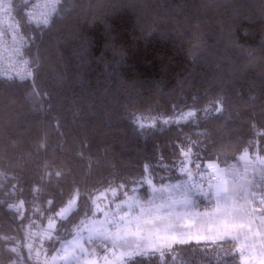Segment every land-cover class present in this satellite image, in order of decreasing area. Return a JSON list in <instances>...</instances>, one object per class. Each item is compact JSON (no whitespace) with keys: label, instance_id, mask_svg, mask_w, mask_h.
<instances>
[{"label":"trees","instance_id":"obj_1","mask_svg":"<svg viewBox=\"0 0 264 264\" xmlns=\"http://www.w3.org/2000/svg\"><path fill=\"white\" fill-rule=\"evenodd\" d=\"M62 5L30 40L35 82L0 79V264H47L76 231L58 217L50 229L52 210L77 191L76 223L94 210L84 194L185 178L177 157L188 144L195 175L245 150L264 156V0ZM189 111L196 115L181 118ZM149 190L142 183L140 194ZM38 231L46 241L32 261ZM133 264H240V256L234 241L186 243Z\"/></svg>","mask_w":264,"mask_h":264},{"label":"snow or ice","instance_id":"obj_2","mask_svg":"<svg viewBox=\"0 0 264 264\" xmlns=\"http://www.w3.org/2000/svg\"><path fill=\"white\" fill-rule=\"evenodd\" d=\"M42 8L44 11L40 12L39 23L49 27L54 22L53 15L58 10H63V5L61 0H44ZM24 65L26 68L27 61L24 62ZM32 75L33 73L30 70L23 75L17 73L21 80L30 78ZM216 103L219 104V101ZM214 110L219 111L218 108ZM195 115V112L189 111L183 114L181 118H190ZM168 122V120L164 121V123ZM138 126L140 128L145 127L144 124ZM151 126L154 125H149V127ZM193 147V144H188L178 149L179 170L184 172L188 179L175 185L161 184L159 187L153 184L152 180H146L152 191V196L146 204H141L139 200L129 198L116 204L114 211H106L96 202L105 196L104 193H101L95 199L84 194V202L91 199L96 210L91 212V216L94 217L96 212H101L104 218L101 220L91 219L90 214L85 212L84 219L76 223L75 219H70V217L79 214L73 207L74 203L81 198V194L77 191L67 201L66 206H62L59 211L53 209L55 216L49 220L50 229L55 227V217H58L61 221L74 224L76 228L73 239L68 241L66 246L61 249L64 264H80L88 251L85 245L94 246L97 242L106 252L111 253L112 259L105 255V264H133L137 257L151 260L157 254L160 258H163L166 249L172 243L184 244L189 242L187 238L191 233L184 229L190 227V225H181L180 221L192 218L189 209L194 206V196L197 193L214 201L213 211L217 214L216 219L222 235L227 236L233 230L243 231L248 229L250 231L249 226L258 212V209L253 206L256 193L252 191V188L258 187L254 178L249 180L234 169L231 171L226 168L221 169L218 164L209 162V168H216L214 173L216 182L209 184V190L205 191L201 184L193 182L192 173L187 167V165L193 164L197 169L200 168V164L191 159ZM246 156L247 151L245 150V154L241 159ZM197 160H199V157H197ZM161 165H163L162 161ZM147 168L148 166L145 165L146 170ZM261 179L264 181V173L261 174ZM121 187L123 186L121 185ZM112 192L115 194L116 189H112ZM174 192H178V195H173ZM157 200L160 202L157 203ZM259 203L264 206V196H261ZM134 210L135 214H133ZM259 211L264 213V208ZM205 215L208 216L209 214L205 213ZM262 227H264V224H262ZM213 230L215 231V229ZM191 238L199 242L200 235L197 233ZM237 238L246 240L247 232H244L243 237ZM50 239L52 238L50 237ZM84 264H98V261L86 260Z\"/></svg>","mask_w":264,"mask_h":264},{"label":"rangeland","instance_id":"obj_3","mask_svg":"<svg viewBox=\"0 0 264 264\" xmlns=\"http://www.w3.org/2000/svg\"><path fill=\"white\" fill-rule=\"evenodd\" d=\"M246 151H247V156L244 159H241V157L244 156L245 151L240 155H238L237 160L234 163H232L230 166L228 167L219 166V167L221 169L226 168L229 171L234 169L237 173L245 176L249 180H253L254 178L255 184L258 185V187L252 188V191L256 193V199L253 201V206H256L258 212L253 217L252 223L249 226L251 230L250 231L248 229H244L243 231L233 230L230 231L227 236H224L220 233L219 223L218 220L216 219L217 216L216 213L212 211L211 212L212 214L208 213L209 214L208 216L206 215L197 216L195 215V213L192 214V212H195L197 209H200L201 206L199 205H202L207 209L211 207L213 210L214 208V201L199 193L195 194L194 206L189 209V212L192 214V218L190 220L189 219L182 220L180 221V224L190 225V227L184 229L185 231L191 233V235L187 238L189 240L188 243L214 244L224 241H234L237 244V253L240 256V264H262V262H264V227H262V224H264V213H261V211L259 210L264 208V206H262L259 203V201L261 196H264V191H262V189H264V181H262L261 179V174L264 173V157L261 155H256V153H252L250 150H246ZM215 172H216V168H213L209 172L204 173L203 177L206 178L209 174L214 175ZM182 174L186 177L179 181L167 183L165 185H175L177 183H182L186 181L188 179L187 175L184 172ZM197 175L192 174V179L194 183H195V177ZM149 178L150 177H146L145 180H142V183L147 184L150 187L149 193L145 196H142L140 194L141 193L140 189L142 188V183H141L139 184V186L134 187L133 189H126L125 187L116 188L115 194H113L112 189L105 190L102 192L105 194V196L101 197L96 202L99 203L100 207L106 211H114L116 208V204L129 198L139 200L141 204H146L148 199H150L152 196L151 186L148 183H146V180H148ZM202 186L205 191L209 190V184ZM100 194L97 195L96 197H99ZM173 195H178V192H174ZM210 200L212 202H210ZM159 202L160 201L157 200V203ZM73 207L74 209L77 208V201L74 203ZM93 211H96L95 208ZM133 214H135V210ZM196 214H201V213H196ZM90 218L101 220L104 217L101 212H96V215L94 217L91 216ZM213 229H215V231ZM244 232H247L246 240L243 238H237V237H243ZM197 233H199L200 235L199 242L191 238L192 236H195ZM68 241H65L61 244L58 251H56L55 255L52 258L46 259L47 264H64V261L62 260L63 252L61 249L62 247L66 246V243ZM178 245H183V244L172 243L171 246L168 249H166L165 252L172 250L174 247ZM85 247L88 249V251L86 252L85 256L82 258L81 260L82 262L80 261V264H84L86 260H97L98 264H105L104 257L106 254L104 253L103 248L99 245L98 242L94 246H89L86 244ZM108 257L109 259H112L111 255Z\"/></svg>","mask_w":264,"mask_h":264},{"label":"built area","instance_id":"obj_4","mask_svg":"<svg viewBox=\"0 0 264 264\" xmlns=\"http://www.w3.org/2000/svg\"><path fill=\"white\" fill-rule=\"evenodd\" d=\"M44 0H0V79L16 82L34 83L37 76L39 63L31 56L30 40L34 33L43 32L52 26L45 27L40 24V12ZM63 0H61V4ZM59 11V10H58ZM52 17L55 20L57 14ZM27 61L25 68L24 62ZM31 71L30 78L21 80L17 73L26 74ZM201 173L195 177V183L201 185L214 184V175L209 174L206 178ZM46 241V236L42 231L35 234V243L31 247V259L36 261L39 257L38 247ZM104 253L110 256V252Z\"/></svg>","mask_w":264,"mask_h":264},{"label":"crops","instance_id":"obj_5","mask_svg":"<svg viewBox=\"0 0 264 264\" xmlns=\"http://www.w3.org/2000/svg\"><path fill=\"white\" fill-rule=\"evenodd\" d=\"M256 155H258V154H256ZM263 157H264V156H263ZM212 169H213V168H209V171L212 170ZM191 173L195 175V173H193V172H191ZM198 175H199V174H198ZM204 185H206V184H204ZM204 187H206V186H204ZM201 200H202V199H201ZM210 202H212V201L210 200ZM254 207H256V206H254ZM212 211H213V210H212L211 207L208 208V209H204V210L201 209V207H200V209H197L195 212H192V214L195 213V215H197V216H198V215H199V216H200V215L202 216V215H205V213L208 214V213H211ZM213 212H214V211H213ZM196 213H201V214H196ZM211 214H212V213H211ZM81 262H82V261H81Z\"/></svg>","mask_w":264,"mask_h":264}]
</instances>
